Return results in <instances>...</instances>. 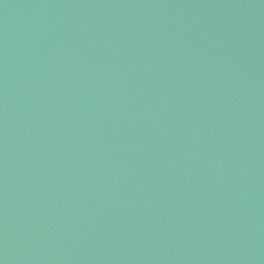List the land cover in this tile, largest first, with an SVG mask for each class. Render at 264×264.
<instances>
[{"label":"water","instance_id":"obj_1","mask_svg":"<svg viewBox=\"0 0 264 264\" xmlns=\"http://www.w3.org/2000/svg\"><path fill=\"white\" fill-rule=\"evenodd\" d=\"M264 0H0V264H255Z\"/></svg>","mask_w":264,"mask_h":264}]
</instances>
